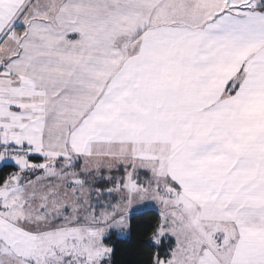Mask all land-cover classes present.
Wrapping results in <instances>:
<instances>
[{
    "label": "snow or ice",
    "instance_id": "obj_1",
    "mask_svg": "<svg viewBox=\"0 0 264 264\" xmlns=\"http://www.w3.org/2000/svg\"><path fill=\"white\" fill-rule=\"evenodd\" d=\"M0 264H264V0H0Z\"/></svg>",
    "mask_w": 264,
    "mask_h": 264
}]
</instances>
